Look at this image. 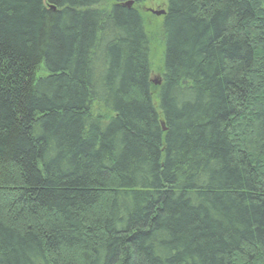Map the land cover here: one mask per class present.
Masks as SVG:
<instances>
[{
	"label": "trees",
	"instance_id": "1",
	"mask_svg": "<svg viewBox=\"0 0 264 264\" xmlns=\"http://www.w3.org/2000/svg\"><path fill=\"white\" fill-rule=\"evenodd\" d=\"M144 1L0 0V264H264V0H167L156 92Z\"/></svg>",
	"mask_w": 264,
	"mask_h": 264
},
{
	"label": "rangeland",
	"instance_id": "2",
	"mask_svg": "<svg viewBox=\"0 0 264 264\" xmlns=\"http://www.w3.org/2000/svg\"><path fill=\"white\" fill-rule=\"evenodd\" d=\"M141 14L146 20L147 30L153 40V61H152V75L151 81L154 87V92L157 91L158 85L155 82H161L162 80V49L159 44L161 29L160 24L162 19L152 14L151 11H166L167 10V0H145L143 4L137 6ZM154 38V39H153ZM45 71L43 68L40 69L39 74H43ZM100 109V108H99ZM101 114H104V111L100 109Z\"/></svg>",
	"mask_w": 264,
	"mask_h": 264
},
{
	"label": "water",
	"instance_id": "3",
	"mask_svg": "<svg viewBox=\"0 0 264 264\" xmlns=\"http://www.w3.org/2000/svg\"><path fill=\"white\" fill-rule=\"evenodd\" d=\"M134 1H128L126 3H124V6H126L127 8H131L134 5ZM153 15L157 16V17H161V16H165L167 14L166 11H151ZM156 85H161V82H155ZM163 127L164 130L166 131V127L165 124L163 123Z\"/></svg>",
	"mask_w": 264,
	"mask_h": 264
}]
</instances>
